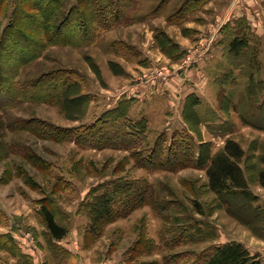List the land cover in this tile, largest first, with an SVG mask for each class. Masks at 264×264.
<instances>
[{
  "label": "rangeland",
  "instance_id": "obj_1",
  "mask_svg": "<svg viewBox=\"0 0 264 264\" xmlns=\"http://www.w3.org/2000/svg\"><path fill=\"white\" fill-rule=\"evenodd\" d=\"M139 1L141 5L139 11L133 15L134 22L121 27L138 26L135 33L141 37V44L145 43V50L141 52L147 68L140 74L139 82L145 83L147 89L141 100L148 103L155 96L163 97L161 103L166 110L175 113L176 118L172 121L153 118L152 124L148 120L146 141L138 152L145 156L146 150L152 148L162 137L166 153L168 147L185 140L193 145L191 159L196 162L202 142L210 143L212 152L216 153L225 146L227 140L234 139L249 156L247 166H250V189L258 196L254 205L264 209V188L257 180L261 167L259 158L264 153V33L256 34L244 19L234 23H208L212 30L222 35L213 36L214 33L204 32L196 35L193 30L189 31L186 33L188 37H196L190 38V46L185 49L178 43L176 35H180L179 32L170 29L175 36V39L172 38L164 29H168L167 25L157 27L163 24L150 17L162 0ZM185 1L168 0L166 7L157 16H170ZM75 2L76 0H71V3ZM5 12L0 21V32L9 22L11 11L7 9ZM167 24L171 25L168 22ZM109 31L102 34L93 46L49 47L41 58L22 68L16 81L27 85L34 83L43 74L74 70L82 77L83 92L89 96L88 102L77 103L68 108L64 103L20 102L14 107H3L0 110V264H30L34 260L31 251L39 253L34 245L38 249H44L45 255L37 254L35 259L37 262L46 260L45 264H187L189 260L179 256L188 251L198 252L207 248L212 243V236L209 235L215 234L219 237L221 232H240L239 225H233L229 221V217L233 216L227 205L210 191L206 171L201 167L195 165L179 171L161 169L151 173L137 165L133 150L85 148L76 143L75 139H54L55 134L51 133L56 128L88 126L125 101H133L129 110V116L133 120L143 118L141 115L145 101L135 103L132 97L129 99L118 93H109L110 86L103 79L98 63L106 66L105 61L103 65L106 51L110 49L109 51L114 50L117 53L118 48L115 46L117 41L112 46L103 41ZM235 34L246 35L253 49L238 56L229 53L228 44ZM123 52L130 58L134 54L130 46L123 47ZM218 60H222V69L216 73L215 86L214 83L203 92L197 93L201 97L192 95L195 97L189 96L185 99V93H179L180 99L176 100L181 105L177 106L175 100L172 104L166 83L178 77L183 82H194L193 86L199 90L195 85L197 77H192L193 72H202L204 66L203 72L205 69L208 71L210 67L213 68L212 63L217 64ZM231 62L235 66H231ZM110 67L117 76L127 75L117 63L110 62ZM250 85H253L252 92ZM227 94L232 95L236 105L228 100ZM182 98L186 104L189 98H194L195 102L199 100V110L205 117H209L211 105L223 108L227 115L221 112V117L212 123L203 121L198 124L192 119L191 123H187L186 104L183 105ZM183 106V113L180 115ZM233 107L236 108V113L232 112ZM123 176L148 180L155 190L156 200L167 203L170 212L158 216L152 206L143 207L127 219L109 225L102 238L92 247L94 249L81 253L78 260H69L60 250V259L58 262L54 261L48 251L50 244L41 216L42 205L48 204L52 207L57 220L69 227L71 244L79 240L78 236L84 234L83 230L90 225L83 205L89 201L92 190L107 180ZM228 200L234 204V213L255 222L253 215L243 207L242 199ZM195 202L200 205L202 214ZM233 218L239 224L245 225ZM195 222L208 225L207 228L203 227L208 241L196 243L195 239L194 243L184 242L172 250L166 249L176 233L189 228ZM141 231H144V237L154 241L156 249L151 254L144 251L138 258L124 257V253L140 238ZM65 246L62 247L66 248ZM20 252L27 257L21 259L18 255Z\"/></svg>",
  "mask_w": 264,
  "mask_h": 264
},
{
  "label": "trees",
  "instance_id": "obj_2",
  "mask_svg": "<svg viewBox=\"0 0 264 264\" xmlns=\"http://www.w3.org/2000/svg\"><path fill=\"white\" fill-rule=\"evenodd\" d=\"M167 2L168 0H162L150 17L159 15ZM207 2L209 0H186L168 17V23L183 25L193 12ZM140 5L139 0H76L75 3H71V0H0V21L6 14L5 10L11 11L8 24L0 32V110L3 107H14L20 102L64 103L67 108L88 102L89 96L83 92L82 77L74 70L43 74L34 83L27 85L16 81L22 68L41 58L51 46H93L105 32L132 24L135 20L133 15L139 11ZM167 39L170 41L169 37ZM115 46L118 47L119 55H127L123 52V47L129 46L123 42H116ZM228 46V52L234 56L253 49L250 39L238 34L233 35ZM231 66L235 65L231 62ZM252 88L253 85H250L251 92ZM132 102L121 103L118 108L109 110L88 126L56 128L51 134H55L54 139L59 141L75 139L76 143L85 148L133 150L137 165L151 173L161 169L179 171L199 166L206 171L210 191L227 205L230 214L264 239V209L254 205L258 196L250 189V166H247L249 156L242 145L229 139L220 151L213 153L211 144L202 142L195 162L191 159L194 147L190 142L181 140L179 144L168 147L166 153L162 137L143 156L138 149L146 141L148 120L141 118L135 121L129 116ZM199 105V100L195 102L194 98H189L185 107L187 123L192 120L198 124L203 121L214 122L216 114L209 111V117H205L200 112ZM242 119L247 122L246 118ZM259 159L261 167L257 180L264 188V153ZM229 198L242 199L243 207L253 215L255 222L234 213V204ZM163 203L156 200L155 190L146 179L123 176L99 184L92 190L89 201L83 205V210L90 219V225L84 233V247L91 249L102 238L109 225L127 219L143 207L152 206L158 216L170 212L168 204ZM195 206L200 209L197 202ZM41 216L48 231V251L51 258L58 262L61 255L59 252L62 250L64 257L73 259L72 252L58 244L69 234V227L57 220L54 209L48 204L42 205ZM203 227L207 228L208 225L195 222L189 228L181 229L166 245V249L172 250L184 242L194 243L195 239L198 240L196 243L208 241ZM144 234L141 231L140 238L124 253V257L134 259L144 251L151 254L156 249L154 241L144 237ZM209 236H212L211 241L217 238L215 234ZM18 255L21 259L27 257L21 252ZM179 257L189 260L187 264H262L260 255L252 254L245 245L235 241L210 245L198 252L188 251ZM29 263L34 264L33 261Z\"/></svg>",
  "mask_w": 264,
  "mask_h": 264
},
{
  "label": "crops",
  "instance_id": "obj_3",
  "mask_svg": "<svg viewBox=\"0 0 264 264\" xmlns=\"http://www.w3.org/2000/svg\"><path fill=\"white\" fill-rule=\"evenodd\" d=\"M168 17H169L168 15L164 16L163 18L157 16V17H151V19L155 20L157 23L160 22L161 24H163V25L157 24L158 25L157 27L167 25L168 29L167 27H164V29L174 39L175 36L172 34L170 29H175L177 33L179 32L180 35H176L177 39H179L178 43H180L186 49L190 46V42H191L190 38L196 37V35L200 34L201 32H204V34L214 33L213 36H217L218 31L212 30V28H210L208 24L213 22L225 24L228 22L234 23L239 19H244L245 22H247L253 28V31L256 32V34L258 35L263 34L264 33V0H211L209 3H207V5L203 7L202 10H199L197 13L193 14L191 16L190 21H187L184 25H168L167 24ZM138 29L139 27L135 25L129 27H119L112 31H109L105 35L103 41L109 42L111 46L115 41L123 42L131 47L134 54L130 58L129 56L127 57V56L119 55L114 50L109 51L110 50L109 49L108 51H106V54L104 55L105 58L103 57L104 58L103 65L105 63L107 65L102 66L101 63H98V65H100L101 67L103 79L110 86L109 93L112 94L118 93L126 96L129 99L132 97V99L135 100V103H141V102L143 103L145 100H141V99L145 97L146 95L145 91L147 88H145L146 87L145 83H143L142 81L139 82L140 79L139 77L142 71L147 68V66H145L143 63L142 52H141L142 50H145L143 49L145 43L141 44V37L139 38L135 33ZM185 30L188 32L189 31L192 32L193 30L196 33V35L195 36L191 35L190 37H188V35H186L185 33ZM218 35H222V33H219ZM178 36H180L181 39ZM217 48L220 49L219 46ZM111 49L113 48L111 47ZM220 53H222V51ZM222 60H218L217 64L212 63L213 68L210 67L208 71L207 69H205V71L203 72L205 66L204 67L202 66L203 68L202 67H201L202 69L200 68L202 72H198L197 74L196 72H193L192 77L193 78L194 76L197 77V78L195 77L198 80L197 83H195V85L198 86L197 88H200L199 90H196V87L193 86L194 82L191 81L183 82L180 81L178 77L173 79L172 82L166 83L165 86H167L168 92L170 94V95L168 94V97L170 96L172 98V104L173 101L175 100L177 106L181 105L178 104V101L176 100L177 98H179L178 97L179 93L180 95H182V93H185V99L192 95H198L199 97H201L197 93L203 92V90L206 89L207 86L209 87L210 85L215 83L216 73L222 69V64H221ZM110 62H114L121 65L123 69L126 71L127 75L124 76L115 75L111 70ZM215 85L216 83L214 84V86ZM183 99L184 98H182L183 101L182 103L184 105L186 101L185 99L184 100ZM228 99L231 103H233V105H236L235 104L236 102H234L235 100L232 99V95L228 96ZM146 100H148V98H146ZM162 100L163 97L155 96L154 98L149 99L150 102L147 103L145 101V104H143L145 108L141 116L149 120L150 124H152L153 118L159 117L162 119L163 118L169 119L170 121L176 118L175 113L173 114L169 110H166L164 104L161 103ZM183 109L184 106L180 111V115L183 113ZM211 109L212 110L210 111H213L215 114L217 113L216 114L217 119L221 117L222 113L224 115H227L225 114V110L221 107H215L214 105H211ZM232 112L236 113V108L233 107ZM207 123H212V122L210 121ZM229 221L230 223L232 222L233 225H239L238 227L240 228L241 233L239 232L238 234L237 233L233 234L232 231H229L228 233L221 232L220 236L217 237L215 240H213L210 245H214V244L222 245L234 241L242 243L249 249V251L252 254L260 255L262 264H264V239L255 235L248 226L239 224V222H237V220H235L233 217H229ZM70 235L71 233H69L64 240L58 242V244L62 246L66 245L67 246V247L65 246L66 249L72 252L74 256L72 261L78 260V256L81 253L83 252L85 253L87 251L89 252L92 249H94V248L86 249L84 247L83 233H81L80 235L78 234L79 236L78 235L77 236L80 239L72 242L71 244L69 243V241H71ZM34 248L38 250L39 252L37 253L38 255L40 254L41 256L45 255L43 248L40 247L38 249L35 245ZM37 254L34 253V251H31V256L34 258L33 260L34 264H45L46 260L43 261L42 259L40 262L36 261L35 256H37Z\"/></svg>",
  "mask_w": 264,
  "mask_h": 264
}]
</instances>
